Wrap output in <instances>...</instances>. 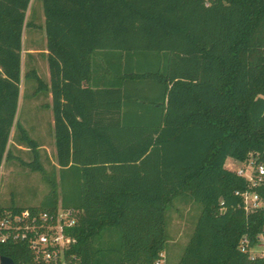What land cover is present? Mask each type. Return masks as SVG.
Masks as SVG:
<instances>
[{
    "label": "trees",
    "instance_id": "16d2710c",
    "mask_svg": "<svg viewBox=\"0 0 264 264\" xmlns=\"http://www.w3.org/2000/svg\"><path fill=\"white\" fill-rule=\"evenodd\" d=\"M31 3L0 0V172L18 158L12 143L25 146L33 159L21 163L49 191L9 209L78 210L68 254L80 264H156L167 211L189 197L202 208L178 264H264L251 254L264 235V176L252 186L226 165L264 166V0H42L50 80L35 67L24 76L35 97L52 95L51 172L17 118L23 33L38 27ZM100 51L112 56L105 87L91 77ZM245 191L263 205L246 210ZM1 256L30 254L0 243Z\"/></svg>",
    "mask_w": 264,
    "mask_h": 264
},
{
    "label": "rangeland",
    "instance_id": "374dc122",
    "mask_svg": "<svg viewBox=\"0 0 264 264\" xmlns=\"http://www.w3.org/2000/svg\"><path fill=\"white\" fill-rule=\"evenodd\" d=\"M38 27H26L24 29L25 48L33 44L38 49L46 48V33L44 29L45 15L42 0H32L30 12L27 13ZM22 84L21 105L18 119L29 130L30 135L41 143L40 160L47 172H51L57 164V150L55 145V132L53 110L47 96L40 94L34 96L36 87L34 80L25 79V73L35 66L39 74L47 80L48 62L45 53L36 52L30 61L27 53L22 56ZM30 61V63H29ZM14 131L12 132L13 138ZM13 140H11V143ZM14 154L18 158L5 160L0 172V207L9 209L11 206L29 207L38 205L49 191V185L45 182L41 172L31 170L30 167L21 163L31 161L33 153L25 146L11 145ZM229 168L238 169L241 165L238 161H227ZM58 197L61 200V186L58 185ZM59 204L61 202L59 201ZM201 204L193 199L178 198L167 211V247L164 252L165 264H178L180 257L187 245L201 212ZM255 256L264 254V238L260 237L259 244L253 248Z\"/></svg>",
    "mask_w": 264,
    "mask_h": 264
},
{
    "label": "built area",
    "instance_id": "2783aa9c",
    "mask_svg": "<svg viewBox=\"0 0 264 264\" xmlns=\"http://www.w3.org/2000/svg\"><path fill=\"white\" fill-rule=\"evenodd\" d=\"M235 171L246 177L252 186H258L264 176V166L256 164L254 159L239 162ZM232 169V168H231ZM234 170V169H233ZM244 198L246 210H254L263 205L257 192H237ZM78 210L58 205L54 212L33 211L25 208L21 211L13 209L0 210V243H22L28 249L29 259L14 264H80L76 255L68 254L75 242L69 229L77 224ZM264 238V235H261ZM242 250L247 248V240L241 244ZM252 257L255 255L252 253ZM156 264H163L164 254Z\"/></svg>",
    "mask_w": 264,
    "mask_h": 264
},
{
    "label": "crops",
    "instance_id": "0c3cea01",
    "mask_svg": "<svg viewBox=\"0 0 264 264\" xmlns=\"http://www.w3.org/2000/svg\"><path fill=\"white\" fill-rule=\"evenodd\" d=\"M28 12H30V9H29ZM23 47H24L23 51H25L27 53V56H28L30 61L33 59L34 54L36 52H38V51L42 52V53H45V55L47 57L48 50L46 48L38 49L37 47H35L31 43H30V45L28 47L25 48L24 33H23ZM22 56H23V53H22ZM111 60H112L111 54L110 53H106L105 51H102V52L100 51V52H97L95 55H93V68H92V71H91V77H92V79L94 81H98L100 86H102V87H105L106 84H110L111 81H112V79H111L112 76H111V71H110L111 70L110 68L112 66ZM30 61H29V63H30ZM22 63H23V61H22ZM33 67H35V66H33ZM47 68H48V70H47V77L46 78H47V81L49 82V80H50V72H49V67H47ZM21 84H22V82H21ZM21 95H22V90L20 89V99H19L18 111H19V108H20V105H21ZM48 100H49V103L52 101L51 93L48 96ZM18 114H19V112L17 113V118H18ZM52 124L54 125V117H53V120H52ZM230 159H232V158H228L227 161L230 160ZM226 165H227V167H229L228 162L226 163Z\"/></svg>",
    "mask_w": 264,
    "mask_h": 264
},
{
    "label": "water",
    "instance_id": "95a60500",
    "mask_svg": "<svg viewBox=\"0 0 264 264\" xmlns=\"http://www.w3.org/2000/svg\"><path fill=\"white\" fill-rule=\"evenodd\" d=\"M0 264H14V260L9 256H1Z\"/></svg>",
    "mask_w": 264,
    "mask_h": 264
}]
</instances>
